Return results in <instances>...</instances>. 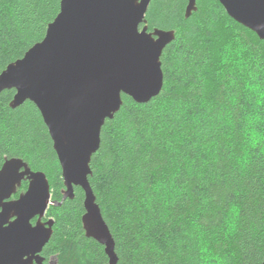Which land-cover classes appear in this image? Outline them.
Segmentation results:
<instances>
[{
  "label": "trees",
  "instance_id": "1",
  "mask_svg": "<svg viewBox=\"0 0 264 264\" xmlns=\"http://www.w3.org/2000/svg\"><path fill=\"white\" fill-rule=\"evenodd\" d=\"M61 1L0 0V73L45 39ZM188 1H151L149 31L175 32L161 57L163 89L146 104L123 95L89 181L117 264H263L264 41L219 0H197L186 19ZM15 94L0 93V163L7 156L43 172L62 202L49 130L33 103L10 107ZM27 189L25 181L19 193ZM84 214L79 187L49 207L45 220L55 224L44 264H109L86 237Z\"/></svg>",
  "mask_w": 264,
  "mask_h": 264
},
{
  "label": "water",
  "instance_id": "2",
  "mask_svg": "<svg viewBox=\"0 0 264 264\" xmlns=\"http://www.w3.org/2000/svg\"><path fill=\"white\" fill-rule=\"evenodd\" d=\"M151 1L62 0L61 11L54 24L49 25L45 43L42 46L36 44L35 51L28 54L32 47L22 59L14 62L20 67L0 78V93L6 90L16 91L10 103L12 109L31 102L40 111L52 138L65 186L62 202L52 200L46 175L32 171L23 160L12 159L13 169L27 165L31 174L38 176L41 187L47 184L48 200L46 203L37 200L20 203V199L28 194L30 188H36V183L31 185V177L24 179L29 182L27 191L17 200H11L24 180L21 181L12 171L0 179V264H44L45 258L41 254L53 236L55 221L52 218L43 220L50 206L58 207L65 200L74 199L76 187L84 192L85 214L82 223L86 237L105 248L109 264L118 263L116 243L108 225L106 231L96 229L91 224L89 214L96 211L102 214V211L89 177L92 175V157L100 148L103 126L107 120L114 119L123 103L108 104L109 114L97 118L102 123L95 127V134L86 144L80 168L71 179L64 175L63 164L56 150L59 142H56L55 147L56 130L52 125L70 112L75 117L82 118L90 102L100 97L107 99L111 90L122 82L125 69L132 63L155 73L160 89L158 91V86L146 89L134 97L120 92L119 99L123 101L125 95L138 104H146L160 95L164 85L161 57L166 47L175 40V32L158 29L149 31L145 17ZM219 2L229 17L264 41V0H242L243 11L237 10L241 0ZM196 3L197 0L188 1L186 19L197 11ZM138 22L140 23L137 25ZM136 25L137 34L147 36L151 46H144L133 39ZM142 29L145 31H141ZM26 56V61L20 62ZM156 91L158 94L151 97ZM89 152L91 159L87 161ZM25 216L29 218L28 227L32 232H26L19 222V218ZM35 219L36 223L33 224ZM4 224H7V229L3 228Z\"/></svg>",
  "mask_w": 264,
  "mask_h": 264
},
{
  "label": "snow or ice",
  "instance_id": "3",
  "mask_svg": "<svg viewBox=\"0 0 264 264\" xmlns=\"http://www.w3.org/2000/svg\"><path fill=\"white\" fill-rule=\"evenodd\" d=\"M243 9L244 4L241 0V3L237 5V10L243 11ZM139 23L140 22H138L137 25ZM137 25L135 27L133 39L144 46H151V41L147 39V36L137 34ZM141 31H145V29H142ZM45 40L37 45L42 46L45 43ZM34 51L35 47H33L28 54ZM26 59L27 56L20 62H25ZM18 67H20L18 63H13L3 72L2 75H0V78L13 72ZM157 86L159 91L160 84L155 73L146 70L138 64L132 63L125 69L122 82L111 90L109 97L107 99L100 97L95 101L90 102L86 114L82 118H77L70 112L62 120L55 121L52 125L56 130L55 147L56 142L58 141L59 147H56V150L59 153L60 160L63 164L64 175L71 179L79 170L86 144L89 138L95 134L94 129L98 123H102V121H98L97 118L109 114V108L107 107L108 104L115 103L118 105L123 103V101L119 99L120 92L134 97L143 90L156 88ZM158 91H156L154 95H151V97L158 94ZM91 152L87 154V161H90L91 159ZM10 171L14 172L21 181L24 180L25 177H31V185L36 183V188L34 190L30 188L28 194L23 196V199H20V203L28 200H37L43 203L47 202V184L45 183V186L41 187L38 183V176L32 175L31 171L27 169V165L17 166L13 169L12 159H8V157L5 156L3 157V162L0 163V179H3V177L10 173ZM89 217L94 228L107 231V223L102 214L96 211L95 213H90ZM28 219L29 218L25 216L22 219L19 218V222L24 226L26 232H32V229L28 227ZM6 225L7 224H4L3 228L7 229L8 226L6 227Z\"/></svg>",
  "mask_w": 264,
  "mask_h": 264
},
{
  "label": "flooded vegetation",
  "instance_id": "4",
  "mask_svg": "<svg viewBox=\"0 0 264 264\" xmlns=\"http://www.w3.org/2000/svg\"><path fill=\"white\" fill-rule=\"evenodd\" d=\"M25 181H27V180H24L23 182H25ZM23 182H22V184H21V186L18 188V190H17V193L15 194V195H13L12 196V198H11V200H17L19 197H20V195L22 194V193H25L26 191H24V192H20L19 193V190L21 189V187H22V185H23ZM28 182V181H27ZM28 186H29V182H28ZM14 196H16V197H14ZM43 221H46L45 220V218H44V220ZM36 223V219L35 220H33V224H35ZM43 253V252H42ZM41 256H42V254H41ZM43 257V256H42ZM54 258V257H53ZM52 258V259H53ZM51 262V261H50ZM56 263V262H55Z\"/></svg>",
  "mask_w": 264,
  "mask_h": 264
},
{
  "label": "rangeland",
  "instance_id": "5",
  "mask_svg": "<svg viewBox=\"0 0 264 264\" xmlns=\"http://www.w3.org/2000/svg\"><path fill=\"white\" fill-rule=\"evenodd\" d=\"M53 263H55V260H53Z\"/></svg>",
  "mask_w": 264,
  "mask_h": 264
}]
</instances>
